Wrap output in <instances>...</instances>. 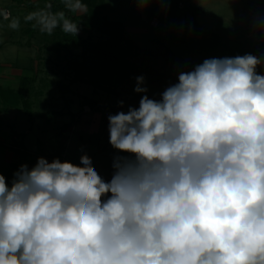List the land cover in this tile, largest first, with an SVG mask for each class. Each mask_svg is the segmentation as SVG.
Masks as SVG:
<instances>
[{
	"label": "clouds",
	"instance_id": "9594fccd",
	"mask_svg": "<svg viewBox=\"0 0 264 264\" xmlns=\"http://www.w3.org/2000/svg\"><path fill=\"white\" fill-rule=\"evenodd\" d=\"M51 7L25 19L76 36L78 24ZM262 64L205 59L159 100L110 114L109 143L127 154L114 157L110 180L87 154L79 165L39 157L10 186L0 174V264H264ZM144 79L135 92L147 93Z\"/></svg>",
	"mask_w": 264,
	"mask_h": 264
},
{
	"label": "rangeland",
	"instance_id": "374dc122",
	"mask_svg": "<svg viewBox=\"0 0 264 264\" xmlns=\"http://www.w3.org/2000/svg\"><path fill=\"white\" fill-rule=\"evenodd\" d=\"M19 1L0 0L3 10L7 12V9L13 10L11 12L18 14L19 20L17 29L9 27L13 17L10 20H0V45H3L0 47V64L13 75L19 72L21 78V74L22 76L35 74L24 66L29 63L27 60L31 54L38 55L39 50L34 44L40 43V38L42 37L43 40L46 34L40 31L39 26H34L35 21L29 23L25 19L30 13L44 8L32 10L28 8L27 0L20 4ZM196 1L198 0L195 2L185 0L184 5H181L180 0H160L159 3H152L140 10L133 0H107L109 10L112 11V19L117 22L120 20H116V17L126 19L120 21L119 28L121 27V30L128 34L127 37L130 36V41L135 44L133 46L127 39L109 45H115L121 52L127 53V59L142 71L136 74V77L145 78L142 87H146L145 82L148 77L157 71L160 72L167 86L175 84L178 82L179 73L193 70L205 59L223 58L225 55L223 50H226V47L232 51L229 56L227 55L228 57L238 56V53L239 56L252 54L264 61V13L262 17L261 1L201 0L203 6L199 14L193 13L188 6L189 2L195 6ZM10 4L14 5L10 7ZM107 13L110 15V12ZM140 13L142 15L137 18ZM150 13L153 15L150 16ZM97 25L101 27L100 23ZM29 26L33 27L32 34L36 36L31 39L32 46L27 43L31 33L25 28ZM83 31L81 28L78 33L85 35ZM92 41L100 44L104 40L95 32ZM96 56L98 57L95 54L93 58H97ZM80 62L82 60L78 59L77 66H81ZM98 63L96 61L94 64L96 69ZM47 70L51 69L47 61L42 59L40 76L32 84L28 95V99L33 102L30 112L21 108H7L0 102L1 163L19 162L21 160L19 151L22 148L36 153L43 152L46 155L56 152L59 142L55 129H60L61 126L72 121L71 115L58 113L60 110H66V101L62 99L56 85L50 86ZM257 72L264 74V64L257 68ZM91 75V83L78 80L71 84L69 94L75 115L73 128L67 131L68 135H65L69 138L65 142L67 148L64 161L79 165L80 157L87 154L98 173L104 174L106 169L103 167V162L107 158L114 159L116 156L127 155L118 152L109 143L108 116L119 110L127 111L130 107L138 108L141 97L148 95V91L135 92L137 81L129 77L117 76L106 79V76L95 70H92ZM127 81L133 82V87L125 88ZM97 83L110 86L113 91L123 90L120 96L123 104L117 100L116 93L112 90L108 92ZM0 84L5 88H15L18 82L6 81ZM162 92L163 90L154 93V98L149 95L148 97L159 100ZM34 165L28 163L30 167ZM8 184L10 185V182Z\"/></svg>",
	"mask_w": 264,
	"mask_h": 264
},
{
	"label": "trees",
	"instance_id": "16d2710c",
	"mask_svg": "<svg viewBox=\"0 0 264 264\" xmlns=\"http://www.w3.org/2000/svg\"><path fill=\"white\" fill-rule=\"evenodd\" d=\"M23 2L24 0H20L19 4ZM27 2L28 8L32 10L40 7L45 9L48 4H51V11H64L68 18H70L74 23H77L80 29L82 28L84 30L83 32H85V35L77 33V35L74 36L65 33L60 27L56 28L51 34L45 33L46 37L43 38V40L41 37L39 40L40 43L34 44V47L39 49V53L36 57V60L39 61L38 71L35 72V65L32 62L30 68L35 74L33 76H22L18 88H5L0 84V102H2L7 108H21L30 112V109L33 108V102L28 99V95L30 94L32 84H34L40 76L41 62L42 59H44L47 61L48 67L51 69L47 70V73L50 76V86L56 85L61 92L62 99L66 101V110H60L58 113H66L72 116L71 122L61 126L60 129H55V135L59 142L56 152L46 155L43 152L36 153L22 148L19 151L21 154V160L19 162L11 164H4L0 162V174L5 176L7 183L10 182V185L14 178V173L21 165L26 164L28 166V163L36 164L39 157H44L49 162L50 159L54 160L56 158H58L61 162H64V156L67 148L65 142L69 138V136L65 137V135H68L66 134L67 131L73 127V118L75 115L69 94L71 91V84L73 82L75 83L80 80L85 83H91L92 70L101 72L104 76H106V79L108 77L113 78L123 76L124 78L129 77L133 81L136 80V74H139L140 72L142 73L140 69L136 68V66L127 59V53L121 52L120 49L115 47V45H109L112 42L115 44L117 41H126L130 38V36L127 37L128 34L123 32L121 27L119 28V24H121V22L113 20L111 14L109 15V13H107L112 12L109 10L107 0H82V3L85 7H87V11L82 15H77L76 13L68 11L64 7L63 0H27ZM0 9H2L1 5ZM12 17V19H17L18 14L13 12ZM0 20L3 21L4 18L0 16ZM29 23L31 22L29 21ZM97 23H100L101 27H97ZM115 24L118 25V27H116ZM32 28V26L25 28L28 33H31L29 42H27L29 46L33 45L31 39L36 37L35 34H32ZM95 32L102 40H104L103 43L96 44L92 41V36ZM130 43L135 46L132 41H130ZM1 46L3 45H0V47ZM223 52H225L224 57H228L229 53L232 51L226 47V50H223ZM238 52L240 51L238 50ZM95 54L98 55V57L96 56L97 58H93L95 57ZM239 54L240 53H238V56ZM78 59L82 60V62H80L81 66H77ZM96 61L99 62L97 64V69L94 65L96 64ZM63 75L65 77H63ZM98 85L102 86L101 84ZM145 85L148 89V95L153 98L155 97V94L160 92V90L164 91L167 87H169L164 79H162L160 72L158 71L148 77ZM102 87L108 92H111L112 90L110 86ZM129 87H133V82L127 81L125 88ZM122 91H118L116 89L114 91L112 90L113 93L117 94L118 101H121L120 96ZM113 160L114 159L107 158V160L103 162V167H105L106 170L104 174H99L105 180H110L113 175ZM28 167L30 169L32 168L30 166Z\"/></svg>",
	"mask_w": 264,
	"mask_h": 264
},
{
	"label": "crops",
	"instance_id": "0c3cea01",
	"mask_svg": "<svg viewBox=\"0 0 264 264\" xmlns=\"http://www.w3.org/2000/svg\"><path fill=\"white\" fill-rule=\"evenodd\" d=\"M248 1H252V0H248ZM259 1H261V4H262V11H261V16L263 17V13H264V0H259ZM194 2H195V0H194ZM243 2H245V0H243ZM10 3H11V1H10ZM12 4H10L9 6L10 7H12L11 6ZM188 6L192 9V11H193V13H196V14H199L200 12H201V10H202V6H203V3H202V1L201 0H198V1H196V3H195V6H192L191 5V2H189L188 3ZM9 7V8H10ZM1 8L2 9H4L2 6H1ZM8 10V12L10 13V18L12 17V12L11 11H13V10H9V9H7ZM256 10V9H255ZM87 11V7H85L82 11H80V12H76V14L77 15H82V14H84L85 12ZM257 11V10H256ZM22 12V11H21ZM20 12V13H21ZM27 12V11H26ZM12 13V14H11ZM142 13V12H141ZM140 13V15L137 17V18H140V16L142 15ZM111 14V13H110ZM153 15V13H150V16H152ZM264 18V17H263ZM5 20V19H4ZM10 20V19H9ZM116 20H120L121 22L123 21V20H126V19H124V18H122V17H116ZM124 23L125 22H123V25H124ZM80 29V28H79ZM9 33V32H8ZM11 38V37H10ZM39 50V49H38ZM36 55H30V57H29V59L27 60L29 63H26V65L24 66L26 69H28V68H30L31 67V65H32V62L34 63V65H35V69H37V71H38V68H39V61H37L36 60ZM31 69V68H30ZM17 76V78L15 77V76ZM12 74V72L11 71H8L7 72V69H4L3 67H2V65L0 64V82H10V81H12V82H14V81H16V82H18V84L16 85V86H14L15 88H18L19 87V85H20V80H21V78H22V74H21V78H20V73L18 72V73H16V74ZM24 76V75H23ZM16 79H15V78ZM19 80V81H18ZM73 128V127H72ZM71 128V129H72ZM15 138H17V137H15Z\"/></svg>",
	"mask_w": 264,
	"mask_h": 264
},
{
	"label": "built area",
	"instance_id": "2783aa9c",
	"mask_svg": "<svg viewBox=\"0 0 264 264\" xmlns=\"http://www.w3.org/2000/svg\"><path fill=\"white\" fill-rule=\"evenodd\" d=\"M184 3H185V0H180V4L181 5H184ZM158 24V23H157Z\"/></svg>",
	"mask_w": 264,
	"mask_h": 264
}]
</instances>
